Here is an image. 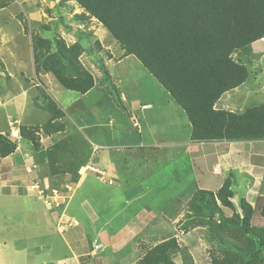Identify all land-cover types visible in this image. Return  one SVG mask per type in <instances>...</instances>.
<instances>
[{"label": "trees", "instance_id": "16d2710c", "mask_svg": "<svg viewBox=\"0 0 264 264\" xmlns=\"http://www.w3.org/2000/svg\"><path fill=\"white\" fill-rule=\"evenodd\" d=\"M36 1L40 4V0ZM67 1L84 10L75 14L73 20L86 22L95 18L125 56L135 57L182 108L190 123L188 140L264 141V103L243 112L216 108L226 92L249 77L248 64L241 58L252 53L253 44L264 38V0H61V4ZM40 26L50 29L47 24ZM32 39L37 74L50 72L64 88L80 94L95 86L96 77L81 61L86 49L80 41L67 44L56 32L52 36L32 33ZM95 44L98 51L100 43ZM103 77L116 104L129 113L115 84L118 77H112L107 69ZM45 98L48 122L21 124L19 128L21 139L31 142L35 149L41 144V128L49 132L51 126L55 131L66 126L61 122L65 112L50 95L45 94ZM74 138L55 143L47 153L69 150ZM72 144L75 153L77 149ZM17 148L16 138L0 133V163ZM82 148L88 151L89 158L92 143L84 140ZM85 164L82 162L74 170ZM55 172L53 167L50 173L56 175ZM233 184L234 175L230 174L217 191L197 187L179 229L206 230L211 264H264V226L253 223L257 210L264 217V199L255 207L242 197L238 211L232 201ZM224 208L231 209L232 215H227ZM180 252L181 244L173 236L149 248L136 264H195L190 251L179 257Z\"/></svg>", "mask_w": 264, "mask_h": 264}, {"label": "rangeland", "instance_id": "374dc122", "mask_svg": "<svg viewBox=\"0 0 264 264\" xmlns=\"http://www.w3.org/2000/svg\"><path fill=\"white\" fill-rule=\"evenodd\" d=\"M25 3L27 5H34L25 10L27 7ZM83 11L80 6L72 1L61 4V0H58L57 3L49 0H40V4L38 5L36 0H0V99H4L7 102L3 107L0 105V112L9 108L10 112L12 114L16 113L20 117L22 124L26 125L44 122L45 117H47L46 111H38L34 107V103L32 104L33 94L31 90L27 91L26 89L28 88H25L32 82H38L34 67L32 33L39 31L42 36H52L56 32L65 39L67 44H71L78 38L88 35L87 31L89 29H95L105 46H109L110 50L114 52L117 51L118 46L116 44L110 45L109 43L112 37L109 36L108 32L105 30L104 32L101 31L94 24L90 25L92 19L88 23L73 20L75 14L82 13ZM39 23L40 25H49L50 29L41 28L38 25ZM86 53L83 55V60L89 69L92 68L94 71L96 67L100 66L98 54L103 63H105V58L95 49L92 52L87 51ZM235 57L239 58L240 56L236 55ZM131 59L136 58L130 56L127 59V63L120 64V71H114L112 74L114 78L116 76L119 77V82L115 84L125 94L124 98L126 101L132 102L134 98L138 97L139 100L143 99L151 102V108L144 112L147 114L149 128L144 132H139L140 126H137L130 118L127 110L108 98L105 88V92L101 88L104 85H97L87 95H83L76 104L67 106V103H65L64 110L66 113L63 121L67 123V132L72 136L68 135V137L64 138L65 136L59 135L58 139L63 141V138H73L75 134L81 136L84 140L89 139L92 147H95L96 144L90 139V134L92 132H101L104 134L102 142L108 146L110 144L132 142V133H137L139 137L141 134L145 144L152 142L164 144L168 142V144L159 148L160 157L157 161H142L140 153H133L132 155V153H129V150H121L119 154L129 155L131 163L127 167L121 166L120 168L125 172L142 171L148 175L147 183L142 188L134 190L139 195L138 200L134 201L133 205L131 202L130 205L136 207L137 210L142 206H146L157 212V219L150 223L149 229L157 227L156 223L162 219V221L167 223L169 233H177L176 226L170 220L163 218L158 213V210L164 205H167L164 210L172 209L178 205L179 207H183L184 216L180 220L179 225L183 224L185 222V214L188 212L189 199L200 184L201 173L206 168L200 163L201 153L190 150L187 145L190 123L182 108L171 99L168 92L139 64L137 59L134 63L130 61ZM241 60L248 64L250 72L248 79L237 88L226 92L217 102L216 108L243 112L248 107L264 103V40L255 42L253 44V52L249 53L246 58H241ZM1 64L4 66H1ZM102 75L103 72L98 76L96 82L97 80H102L103 82ZM26 77L30 78V81L26 80ZM44 77L47 81H51L49 74ZM7 82L10 84V87ZM46 88L47 90L49 89L48 87ZM49 92L51 95L53 92L54 95L52 96H55L56 98H54L58 100L54 91L50 89ZM149 92L158 94L156 95V100H149L151 98ZM44 100L46 99H40L41 105H44ZM144 108H147V106ZM0 124L3 125V122L0 121ZM91 136L95 139V136ZM180 138L185 144H171L172 140H180ZM20 142L25 149L30 150L27 147L30 145L28 141L22 139ZM105 152L115 157V159H119L116 150H106ZM113 152L117 154L114 155ZM17 155L15 154L12 158L17 159ZM205 159L209 161L208 164L213 162L215 160V153L208 152ZM90 164L97 166L96 152H93ZM261 164L260 168L264 166L263 162ZM177 172H179L178 181L174 183L173 181L176 179ZM150 173H152L151 176ZM105 178L107 179V177ZM153 178H159L161 181L151 185ZM221 178L218 175L207 174L204 177L203 185H207L211 188L209 190L215 191L220 187ZM75 182L76 179L71 183V188L68 187L69 185L66 186L65 199L68 197L70 199L73 192L76 195L75 198H80V201L84 197L88 199L89 186L81 184L75 189ZM165 182L169 184L166 186ZM97 184L104 185L101 183ZM105 187L111 186L105 185L101 188ZM233 188H236L234 203L238 207L240 199L238 196L241 191L237 189L239 185L233 186ZM112 192L115 195V190H112ZM115 196H118L117 193ZM89 200V204L97 210V228L105 220H110L111 226H114L115 222H119L118 227L119 224L125 222V219L121 217L117 219V216H114L113 213L123 207L127 201L125 203L120 202V207L115 209L105 205V203H101L99 200ZM178 201L179 203H177ZM5 204L6 208L4 209L0 206V236L3 230L7 229L6 239L9 240L10 245H13V247L26 246L33 248V237L41 245L49 242L56 244L57 239H59L60 244L62 237L60 234L56 236L58 229L56 220L53 218V212L59 211L61 213L63 207L58 208L55 205L51 207L46 206V208L43 207L44 213L40 214L37 209L25 208L20 199H10ZM71 207H78V203H73ZM132 207L130 208L131 211ZM88 210L90 211L91 209ZM76 212L80 216H86L87 223L89 222L88 213L85 215L82 211ZM229 212L232 211L229 209ZM128 214L125 212L124 217ZM173 214V211H168L166 215L172 216ZM4 215L7 218L5 221H2V216ZM258 215L263 218L260 213ZM164 217L167 216L164 215ZM260 219H258L259 221L257 220L259 224L261 223ZM47 229L53 231L55 236H51L50 233L48 234ZM181 232H184V230L180 229L177 235L181 243V252L178 253V256L181 257L182 253L190 251L195 259V264H211V250H209L210 245L206 230L196 227L192 228L189 232H184V234ZM122 233H120L121 236H123ZM95 237H97L96 232ZM97 238L99 239V237ZM145 239L146 241L149 240L148 238ZM91 241L93 243L97 242L94 238H91ZM39 250L40 253L37 252L38 255H36V262L34 264H60L59 258L64 255L59 247L54 250H46V248H39ZM9 255L12 256L11 253ZM6 257L9 258L8 256Z\"/></svg>", "mask_w": 264, "mask_h": 264}, {"label": "crops", "instance_id": "0c3cea01", "mask_svg": "<svg viewBox=\"0 0 264 264\" xmlns=\"http://www.w3.org/2000/svg\"><path fill=\"white\" fill-rule=\"evenodd\" d=\"M25 4L27 6L25 10H28L34 5ZM91 19L90 25L94 24L101 31L104 32L105 30L108 32L107 29L95 18ZM89 21L90 19L84 23H88ZM38 25H40V23ZM87 32L88 35H84L74 41H80L86 49L81 56V61L88 68L85 64L86 62L83 60V55L87 54L86 52L90 51V48L92 50L95 49L94 46H97L95 42H99L100 47L97 48L100 49H98V52L103 58H105V63L103 67H101L103 61L98 54L97 56L100 59V66L96 67L94 71L92 68L90 69L96 79H98V76L105 69H107L110 75L114 77L112 72H119L120 64L127 63V59L130 56H125L124 50L121 49L120 45L113 38L111 40L112 42L110 41L109 43L110 45L116 44L118 46L117 53L110 50L109 46H105L95 29H89ZM135 60L136 59H131L130 61L134 63ZM92 64L94 63L92 62ZM1 66L4 65L1 64ZM2 69H4V67H2ZM48 74L51 76V81H47L44 77ZM101 77L102 79L104 78L103 75ZM36 79H38L37 83L32 82L25 88H28L26 89L27 91L31 90V93L33 94L32 104L34 103V107H36L38 111H46L47 117H45L44 122H35L34 124L28 125H43L48 122L50 116L49 111L48 109L46 110L44 105L40 104V99H46L45 94L53 97V92L52 95L49 92L50 89L56 93L55 95L58 98V100H56V97L54 96L55 98L53 97L52 99L64 112L65 103H67V106L76 104L83 95H87V93L95 89L97 85H104L101 88L103 91L105 88L108 98L112 102L114 101L107 85L104 84L102 80H97L95 86L91 90L84 94H80L74 90L64 88L50 72L36 73ZM26 80L30 81V78L26 77ZM8 85L10 87L9 83ZM46 87L49 89L47 90ZM149 94L151 96L149 100H156V95L158 94H154L153 92H149ZM124 96L125 94L122 92L124 105L129 110L128 115L137 126H140L139 132H144L149 128L147 114L144 112L151 108V102L143 99L139 100L138 97H136L137 99L134 98L132 102H128L125 100ZM6 103L7 102H5L4 99H0V105L2 107L5 106ZM144 105L147 106V108H144ZM96 113L98 114L97 111ZM63 119H61V122L65 124ZM0 121L3 122V125L0 124V133L10 135L18 140V148L16 152L2 158L0 163V206L3 207V209L6 208L5 203L8 200L16 198L22 200V204L25 208H30L32 210L37 209L40 214L42 212L44 213V208L48 205L45 196H43V193H41L40 190L44 188L46 183L59 188L61 192H66V186L69 185L70 188L71 183L76 179L75 189L81 184H86L89 186L90 191L88 193L89 198L86 199V197H84L81 201L80 198H75L76 195H74V192L72 191L71 198L63 211L61 213L59 211L53 212V218L56 220L58 229L56 236L57 234H60L62 237L60 244L59 239H57L56 244L54 242H49L41 245L39 242H36L35 237H33V248L26 246L13 247V245L9 244V240L6 239L7 229H4L0 236V264H34L36 262V255H38L37 252L40 253L39 248L54 250L57 249V247H59L64 254L63 257L59 258L60 264H136L140 257L155 244L173 236H176L178 240L180 239L177 235L180 231L179 222L184 216V212L182 211L183 207H179L178 205L172 209L164 210L167 206L164 205L158 210V213L163 218L170 220L171 223L176 226L177 233H169L167 229L168 225L166 222L162 221V219L156 223L157 227L149 229L150 223L157 219V212L146 206H142L137 210L136 207L130 205L131 202L133 205L134 201L138 200L139 195L134 190L142 188L147 183L148 175L142 171L125 172L120 168L121 166L127 167L131 163V161H129V159L131 160L129 155L119 154L121 150H129V153H132V155L133 153H140L142 161H157L160 157L159 148L168 144V142H165L164 144L155 142L145 144L143 142L144 138L141 134L139 137L137 133H132V142L110 144L108 146L102 142L104 140L103 133L92 132V134H90V139L94 141L96 146L92 148L91 156L89 158H87L88 151L82 150L84 139L75 134L74 140H70L71 142L68 141L71 146L69 150L63 148L57 151V154L54 153L49 155L47 150L52 148L55 143L62 141L61 139H58L59 135L65 136L64 138L71 135L67 132L66 126L64 129L56 131L54 130V127L51 126L49 132L41 128L38 132L41 143L40 147L35 149L32 143L28 141L30 144L27 146L30 148L29 150L25 149L20 142L22 140L19 135V128L22 124L20 117H18L16 113L12 114L8 108L5 111L0 112ZM58 121L59 119L55 120L54 123L57 124ZM15 123L18 124L15 125ZM91 135H93V137L95 136V139L92 138ZM262 142L264 141L193 142L188 140L187 145L189 149L201 153L200 163L206 168L205 171L201 173V182H199L200 184L197 187L211 189L207 185H203L204 177L207 174L221 176V182L219 183L220 187L222 186L224 179L230 174H233V186L239 185V188L237 189L241 191L238 198L245 197L253 206H258L264 199V166L260 168V165H262L261 163H264V144H262ZM72 143H74L75 148L77 149L75 153H72V149L74 148ZM179 143L185 144L181 138L180 140L171 141V144ZM106 150H116L119 159H115L112 155H108V151L105 152ZM93 152H96V161H98L97 166L90 164ZM208 152L215 153V160L209 164V161L205 159ZM113 153L114 155L117 154L115 152ZM15 154H18L16 156L17 159L12 158ZM82 162H85L86 164L81 166L78 171L74 170L75 167ZM52 165L56 168V175L50 173L51 169H53ZM90 167L94 168V170H91ZM58 168L62 169V171L57 170ZM101 172L103 175H101ZM151 175L152 173H150V176ZM105 177H107L108 180ZM178 177L179 172H177L176 179L173 181L174 183L178 181ZM159 181H161L159 178H153L151 185ZM97 183L104 185H98ZM164 184L167 186L169 183L165 182ZM105 185L111 187L101 188ZM112 190H115V195L117 193L118 196L113 195ZM234 191H236V188ZM89 199H93L94 201L99 200L101 203H105V205L115 209L120 207V202L125 203L127 201L123 207L113 213L114 216H117V219L121 217L122 219H125V222L119 224L118 227L119 222H115L114 226H111L110 220H105V222L97 228V210L89 204ZM234 200L235 195L232 198L233 202ZM179 201L177 203H179ZM73 203H78V207H71ZM131 207L132 211L130 209ZM236 208L238 211H241L240 206H236ZM88 209L91 210L89 211ZM224 209L227 215H232L233 212H229V208ZM75 210L82 211L85 215L88 213L89 215L87 216L89 217V222L87 223L86 216H80ZM168 211H173L174 214L168 216L166 215ZM125 212L129 213L128 215H125L127 218L124 217ZM258 214L259 211L257 210L253 217V223L255 225L264 226V217L261 218ZM164 215L167 217H164ZM6 218V215L2 216V221H5ZM258 219L261 220L260 224L257 223ZM68 221H72L71 223L74 224L70 225L68 224ZM46 231L48 234L50 233L51 236H55L53 231H50L49 229ZM95 232L99 239L95 237ZM120 233H122L123 236H121ZM181 233L184 234V232ZM91 238H94L97 242L93 243ZM145 238H148L149 240L146 241ZM100 239L101 241H99ZM94 245H99L100 248L96 250L94 249ZM10 253L12 256L9 255Z\"/></svg>", "mask_w": 264, "mask_h": 264}, {"label": "built area", "instance_id": "2783aa9c", "mask_svg": "<svg viewBox=\"0 0 264 264\" xmlns=\"http://www.w3.org/2000/svg\"><path fill=\"white\" fill-rule=\"evenodd\" d=\"M40 192L43 193L46 203L50 207L55 205L56 207L60 208L67 199H65V195L60 191V189L52 187L49 183H46ZM95 247L98 248V246Z\"/></svg>", "mask_w": 264, "mask_h": 264}, {"label": "clouds", "instance_id": "9594fccd", "mask_svg": "<svg viewBox=\"0 0 264 264\" xmlns=\"http://www.w3.org/2000/svg\"><path fill=\"white\" fill-rule=\"evenodd\" d=\"M264 39V38H263ZM144 107H146L145 105H144ZM137 125V124H136ZM90 169L91 170H94V168H92V167H90ZM101 175H103V173L101 172ZM51 185V184H50ZM52 186V185H51ZM53 187V186H52ZM69 187V186H68ZM57 188V187H56ZM71 188V187H70ZM59 189V188H58ZM62 193H65V191L64 192H62ZM68 201H69V197L66 199V201L63 203V205L61 206V207H63L62 208V211H63V209L67 206V204H68ZM60 207V208H61ZM72 221H68V223L70 224V225H73L72 223H71ZM58 225H59V223H58ZM95 246H98V248H96ZM100 248V246L99 245H94V249H99Z\"/></svg>", "mask_w": 264, "mask_h": 264}]
</instances>
